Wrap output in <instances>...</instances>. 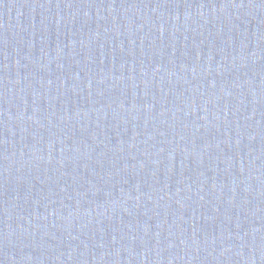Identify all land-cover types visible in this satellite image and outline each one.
<instances>
[{"label": "water", "instance_id": "95a60500", "mask_svg": "<svg viewBox=\"0 0 264 264\" xmlns=\"http://www.w3.org/2000/svg\"><path fill=\"white\" fill-rule=\"evenodd\" d=\"M0 264H264V0H0Z\"/></svg>", "mask_w": 264, "mask_h": 264}]
</instances>
